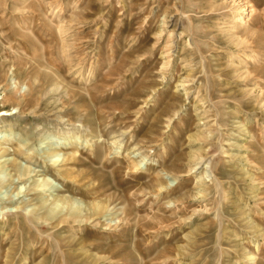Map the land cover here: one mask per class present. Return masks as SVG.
Masks as SVG:
<instances>
[{
  "label": "rangeland",
  "instance_id": "374dc122",
  "mask_svg": "<svg viewBox=\"0 0 264 264\" xmlns=\"http://www.w3.org/2000/svg\"><path fill=\"white\" fill-rule=\"evenodd\" d=\"M0 150V264H264V0H0Z\"/></svg>",
  "mask_w": 264,
  "mask_h": 264
},
{
  "label": "bare ground",
  "instance_id": "6f19581e",
  "mask_svg": "<svg viewBox=\"0 0 264 264\" xmlns=\"http://www.w3.org/2000/svg\"><path fill=\"white\" fill-rule=\"evenodd\" d=\"M3 153H5V152H3V151L0 150V154H3ZM3 165H4V164H3ZM12 166L14 167V169H15V170H14L15 173H17V179L19 180V178H20L19 176H21V174H22L21 166H20V165L18 166V165H16V164H13ZM30 172H31V171H30ZM30 172H27V174H26L28 177H29ZM26 175H25V176H26ZM45 182H47V181H45ZM45 182H43V185H42V186H45V185H46ZM44 183H45V184H44Z\"/></svg>",
  "mask_w": 264,
  "mask_h": 264
}]
</instances>
